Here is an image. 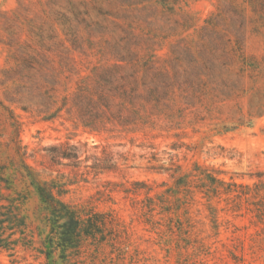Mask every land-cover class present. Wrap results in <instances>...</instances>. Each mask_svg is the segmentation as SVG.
<instances>
[{
  "label": "rangeland",
  "instance_id": "1",
  "mask_svg": "<svg viewBox=\"0 0 264 264\" xmlns=\"http://www.w3.org/2000/svg\"><path fill=\"white\" fill-rule=\"evenodd\" d=\"M253 2L0 0V101L14 109L22 121L20 139L27 149L28 163L46 178L61 174L74 178L78 172L79 181L70 186L65 198L75 202L92 199L100 210H113L129 228V252H110L112 248L107 246L104 252L84 253L77 258L82 261L79 264H264V219L260 220L246 203L241 210L233 211L226 195L220 202L214 199L220 209L216 226L207 200L198 196L200 201L191 208L196 223L192 244L185 247L180 236L172 239L163 233L165 225L157 229L145 225L139 206L118 191L121 183L128 184L133 179L165 180L168 186L172 185L168 173L152 169L159 165L169 167L171 162L181 164L184 172L192 170L195 162L214 167L227 181L253 184L259 175L264 178V16L253 12ZM242 15L247 17L248 25L244 52L259 68L253 76L247 74L240 89L231 93L230 89H208L204 103H187V93L175 87L173 128L160 121L157 128L146 131L94 134L78 127L65 110L61 117L48 119L46 114L25 109L16 100L20 94L30 95L24 89L14 92L16 85L24 86L28 80L22 55L25 52L45 51L56 67L65 64L72 75H62V82L68 83L73 94L77 81L90 73L89 66L116 62L114 45L127 28L132 27L139 35L143 61L148 57L146 52H152V60L160 71L173 72L172 64L177 61L175 47L195 44L210 29L231 28L233 20ZM70 27H77L78 33H67ZM76 35V40L70 39ZM64 86L61 96L66 93ZM225 125L233 127L219 131ZM8 141L2 122V156L8 152ZM67 143L84 152V161L77 163L78 167L61 157ZM104 148L113 152L118 168L95 175L87 167L93 158L85 161V157H103ZM153 155L156 159H152ZM36 204L37 200L31 197L30 206ZM0 264H45V259L37 252L19 249L12 257L1 252Z\"/></svg>",
  "mask_w": 264,
  "mask_h": 264
},
{
  "label": "trees",
  "instance_id": "2",
  "mask_svg": "<svg viewBox=\"0 0 264 264\" xmlns=\"http://www.w3.org/2000/svg\"><path fill=\"white\" fill-rule=\"evenodd\" d=\"M253 3V12L264 16V0ZM78 31L77 27H70L67 33ZM247 33L245 15L234 19L231 28L203 32L195 44L174 48L177 61L170 72L160 71L155 66L152 52H146L148 57L143 61L139 35L132 27L127 28L114 45L116 62L89 66L90 73L77 81L73 94L68 83L62 82V75L67 74L65 78L72 75L65 64L56 67L45 51L25 52L22 55L28 80L24 86L16 85L14 92L21 93L24 89L30 95L20 94L16 100L25 109L46 114L48 119L61 117L65 110L78 127L83 126L85 131L94 134L146 131L157 128L160 121H166L165 126L173 128L175 87L187 93L190 99L187 103H204L208 89L218 87L221 92L230 89L231 93L240 89L247 74H255L259 64L244 52ZM70 39L76 40L77 35ZM63 85L66 93L61 96ZM0 118L9 134L8 152L5 156L0 154V253L7 252L12 257L21 249L37 252L44 257L45 264H79L82 261L77 258L84 253L104 252L107 246L112 248L110 252H129V228L119 215L113 210H100L92 199L75 202L65 198L70 186L78 183V172L74 178L65 174L44 177L27 161V149L20 139L21 119L2 101ZM248 123H253L252 118ZM232 127L225 125L219 131ZM79 148L67 143L61 157L70 159L73 166L78 167L77 163L84 161V152ZM103 153V157L97 154L85 157V161L93 158L87 167H91L95 175L118 168L113 152L104 148ZM152 169L168 173L173 184L168 186L165 180L133 179L128 184L121 183L118 191H123L134 206H139L145 225L156 229L165 225L163 233L172 239L180 236L185 247L192 244L196 223L191 208L200 201L198 196L207 200L216 226L220 209L213 201L217 198L220 202L224 195L225 200H231L233 211L241 210L246 203L260 220L264 219L262 175L250 184L227 181L219 170L199 162L188 172L176 162H171L169 167L152 166ZM31 197L37 200L33 207Z\"/></svg>",
  "mask_w": 264,
  "mask_h": 264
}]
</instances>
